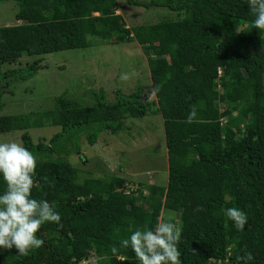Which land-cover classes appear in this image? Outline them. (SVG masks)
I'll use <instances>...</instances> for the list:
<instances>
[{
	"label": "trees",
	"instance_id": "obj_1",
	"mask_svg": "<svg viewBox=\"0 0 264 264\" xmlns=\"http://www.w3.org/2000/svg\"><path fill=\"white\" fill-rule=\"evenodd\" d=\"M1 1L17 11L16 24L0 28V111L2 97L13 96L8 88L32 79L43 56L56 52L136 44L149 84L116 91L112 102L102 92L90 93L89 104L63 94L45 111L0 115V134L21 132L22 146L37 157L31 196L54 204L62 223L42 225V247L25 255L0 249V264H139L119 243L137 227L168 222L159 219L162 210L177 216L181 264H239L244 252L264 264V31L252 28L247 0H129L176 18L134 27L116 14V0ZM151 110L163 124L165 184L119 176L79 182L66 158H50L44 139L33 144L29 136L59 128L49 142L68 156L79 135L88 133L92 145L98 133ZM228 207L246 214L242 231L224 215Z\"/></svg>",
	"mask_w": 264,
	"mask_h": 264
},
{
	"label": "rangeland",
	"instance_id": "obj_2",
	"mask_svg": "<svg viewBox=\"0 0 264 264\" xmlns=\"http://www.w3.org/2000/svg\"><path fill=\"white\" fill-rule=\"evenodd\" d=\"M128 1L116 0V14L122 16L127 27L176 20L174 14H169L164 9L145 10L129 4ZM16 11L14 2H0V28L16 24L14 20ZM43 57L44 68L32 79L21 82L16 89L8 88L13 96L6 94L2 97V101L6 103L0 115L45 111L52 106L53 99L63 94L68 98L74 94L79 97L78 100H82L83 97L85 103L89 104L92 102L89 98L90 93L102 92L105 100L112 102L116 91L128 94L137 86L149 84L147 61L139 46L133 43L96 45L88 49L56 52ZM26 61L23 60L14 67H22ZM121 74H126L128 78L122 80ZM3 83L2 80L0 90L4 89ZM119 124L122 126L121 130L98 133L92 145L86 141L88 133L85 137L79 135L80 138L75 144L66 149V152H70L68 156L59 145L52 146L49 142L59 128L32 129L29 136L33 144H36L38 139H44L43 143L50 151L48 154L50 158H66L65 160L78 170L79 182L88 177L104 180L112 176L127 178L132 180V183L141 179L146 185L164 182L167 176L166 154L163 124L159 114L151 110L141 119H127L118 122ZM0 141L22 145L21 132L0 134ZM62 144L64 143L60 142V145ZM94 145L98 146L101 153ZM100 154L112 159L113 168ZM42 156L45 157V154ZM161 218L162 221L177 220L175 214L165 210L161 211L159 219Z\"/></svg>",
	"mask_w": 264,
	"mask_h": 264
},
{
	"label": "clouds",
	"instance_id": "obj_3",
	"mask_svg": "<svg viewBox=\"0 0 264 264\" xmlns=\"http://www.w3.org/2000/svg\"><path fill=\"white\" fill-rule=\"evenodd\" d=\"M252 28L264 31V0H247ZM126 74L121 79L126 80ZM191 111L188 120L195 117ZM37 157L16 142L0 141V181L4 190L0 191V249L15 248L19 255L42 247L44 240L37 233L42 225L55 224L62 227L61 216L54 204L45 199L31 196L33 176ZM224 215L237 231H242L247 222L246 214L238 207H228ZM180 229L169 219L157 222L152 227H137L119 248L131 250L139 264H181L177 248ZM118 256L116 246L109 250ZM239 264H252L251 252L238 256Z\"/></svg>",
	"mask_w": 264,
	"mask_h": 264
},
{
	"label": "water",
	"instance_id": "obj_4",
	"mask_svg": "<svg viewBox=\"0 0 264 264\" xmlns=\"http://www.w3.org/2000/svg\"><path fill=\"white\" fill-rule=\"evenodd\" d=\"M94 146H95V149L99 152L100 150H99L98 146L97 145H94ZM99 153H101V152H99ZM100 156L107 164H109L113 168L114 162L112 161V159L110 157H107V156L102 155V154H100Z\"/></svg>",
	"mask_w": 264,
	"mask_h": 264
},
{
	"label": "crops",
	"instance_id": "obj_5",
	"mask_svg": "<svg viewBox=\"0 0 264 264\" xmlns=\"http://www.w3.org/2000/svg\"><path fill=\"white\" fill-rule=\"evenodd\" d=\"M165 170H166V168H165ZM165 182H166V179H165V181H164V182H162V183H163V184H165ZM162 183H161V184H162Z\"/></svg>",
	"mask_w": 264,
	"mask_h": 264
}]
</instances>
